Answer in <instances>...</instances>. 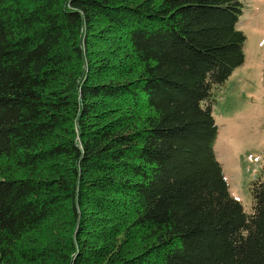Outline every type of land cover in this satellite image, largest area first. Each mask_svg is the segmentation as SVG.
<instances>
[{"label":"trees","instance_id":"1","mask_svg":"<svg viewBox=\"0 0 264 264\" xmlns=\"http://www.w3.org/2000/svg\"><path fill=\"white\" fill-rule=\"evenodd\" d=\"M240 0H0V264H264L213 142Z\"/></svg>","mask_w":264,"mask_h":264},{"label":"rangeland","instance_id":"2","mask_svg":"<svg viewBox=\"0 0 264 264\" xmlns=\"http://www.w3.org/2000/svg\"><path fill=\"white\" fill-rule=\"evenodd\" d=\"M244 60L214 92L213 142L228 191L250 212L249 188L264 164V0H240Z\"/></svg>","mask_w":264,"mask_h":264}]
</instances>
